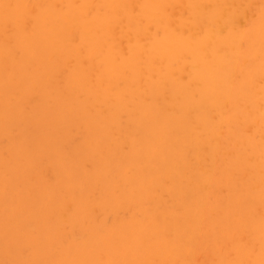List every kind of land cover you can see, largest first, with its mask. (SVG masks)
<instances>
[{
  "label": "bare ground",
  "instance_id": "6f19581e",
  "mask_svg": "<svg viewBox=\"0 0 264 264\" xmlns=\"http://www.w3.org/2000/svg\"><path fill=\"white\" fill-rule=\"evenodd\" d=\"M261 203L264 0H0V264H264Z\"/></svg>",
  "mask_w": 264,
  "mask_h": 264
},
{
  "label": "rangeland",
  "instance_id": "374dc122",
  "mask_svg": "<svg viewBox=\"0 0 264 264\" xmlns=\"http://www.w3.org/2000/svg\"><path fill=\"white\" fill-rule=\"evenodd\" d=\"M242 125H243V124H242ZM244 126H245V125H244ZM242 127H243V126H242ZM251 130H252V128H251ZM251 130H250V131H251ZM259 205L262 206V205H264V204L261 203V204H259ZM259 205H256V204H255L254 206H259ZM254 208H255V207H254ZM256 208H257V207H256ZM260 208H261V207H260ZM263 208H264V207H263ZM254 210H255V209H254ZM259 210H260V209H259ZM256 211H258V210H256ZM263 211H264V210H263ZM259 212H262V210H260Z\"/></svg>",
  "mask_w": 264,
  "mask_h": 264
}]
</instances>
